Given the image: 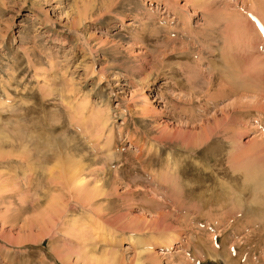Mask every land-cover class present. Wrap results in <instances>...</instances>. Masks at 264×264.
<instances>
[{"label": "rangeland", "instance_id": "1", "mask_svg": "<svg viewBox=\"0 0 264 264\" xmlns=\"http://www.w3.org/2000/svg\"><path fill=\"white\" fill-rule=\"evenodd\" d=\"M263 24L264 0H0V264H264V232L223 218L222 197L181 210L172 190L175 164L218 190L214 171L264 141L262 115L197 101L208 54L243 63ZM207 234L227 236L216 258L194 250Z\"/></svg>", "mask_w": 264, "mask_h": 264}, {"label": "bare ground", "instance_id": "2", "mask_svg": "<svg viewBox=\"0 0 264 264\" xmlns=\"http://www.w3.org/2000/svg\"><path fill=\"white\" fill-rule=\"evenodd\" d=\"M256 26H257V24H256ZM256 33L257 34H255V36H253V39H252V41L250 43V46L251 45H253V46H251V47L248 46V48L250 47L252 51L249 52L250 48L249 49L246 48L247 50H245V48L243 49V50L247 51V52L244 51L245 55H247L248 52H249V55H250L249 59L245 60L243 63L241 62V61H243V59H241L237 53L235 54L233 52V50L231 49V46L229 48L225 47L224 49H222L217 54H215L213 51H211L208 54L209 55L208 57L211 60L210 64L212 65V62H213L215 64V66H212V72H210V74H209L210 76L209 77L207 76L208 77V81H206L205 86H203L204 81H203V83L201 85L200 94H203V96H202V98L200 97L201 100H199V97L197 95V101L198 102L201 101L199 104H201L203 106H208L210 104H215V102L217 100H219V99H223V98L233 99V100H235L234 101L235 103L232 102L233 104H231V107H232V111L231 112H233L232 115L240 117V118L242 117V119H243V116H245L244 118H246L247 113L251 112L250 114H252V113L255 112L257 115L258 114L262 115V117L264 119V116H263L264 115V24H263V27L261 28V30L260 31H256ZM234 48H236V47H234ZM239 48H237V49H239ZM227 49H229L232 53L227 52V51H229ZM255 50H256V52H255ZM239 52L240 51L238 50V53ZM233 53H234L235 56L238 55V58L233 56ZM239 54L241 55L243 53L240 52ZM249 55H247V57ZM243 56H241V57L243 58ZM239 58H240V60H239ZM217 59H218V61H217V64H216L215 61ZM250 60H253V62L252 61L249 62ZM195 85H196V86H194L195 89H196V87L197 88L199 87V86H197V84H195ZM215 86L218 89L216 88L217 90L215 92L214 91L212 92V88H214ZM195 89L191 87L190 90H189L190 93L194 95V90ZM251 96H252V98H255V99L250 98ZM248 97L251 100L248 101ZM246 99H247L248 102H246V101L244 102V100H246ZM258 99H260V100H258ZM192 102H193V100H190V103H192ZM250 104L252 106H250ZM147 105H148V97L145 98V107ZM202 107H201V109H202ZM248 109H250L251 111L250 110H249L250 112L246 111ZM231 112H229V114H231ZM240 118H238V120ZM229 119H231V118H229ZM235 119H237V118H235ZM231 120H234V119H231ZM210 135L213 136L212 132L206 134L204 136V138L201 139V141H199V140H197V141L198 142H207L209 140V138H210ZM211 140H213V139H211ZM214 141H215V139H214ZM214 141H210L209 144H212V143L216 142V141L215 142ZM3 145H4V141L0 137V148ZM202 145H203V143H202ZM194 146H195V144L193 145V147ZM203 146H201L200 148H202ZM188 149L192 150L191 148H188ZM204 149H205V147H204ZM211 150L212 149H210V151ZM206 151H208V150H206ZM211 152H213V151H211ZM263 154H264V141H262L260 144L257 145V147L252 152V157L251 156L249 157L248 155L247 156H243L242 157L243 160L240 158L242 161L241 160H239V162L238 161L237 162L234 161V164L235 163H237V164H235V165L231 164V166L229 167L228 170L226 169V167H224V169L218 167L219 169H221V170H218V171H214V169H212L214 172H216L214 175L218 176L221 179H222V177H224V179L226 178V180H227V181L223 180L221 182L219 181L220 184L217 183V184H219V189L216 190V191L213 190L212 188H210V186L204 184L205 179H203L204 177L203 178L201 177V174H196L197 177H194V180H192L193 184H191V182H189L188 184L182 182V181H184L183 177H185L186 175H189L190 172L188 173L186 170H184L183 169L184 166H181V164H175L174 167H173L175 169L174 170L175 173L174 172H172V173H174L173 175H174V177H176L175 178L176 185H175V187L173 186L174 188H172V190L173 189L177 190V197H175V202H177V203L174 202L175 203L174 205H177L179 203L177 206L180 207L181 210H182L183 207L187 208L189 206L194 205L195 208L198 210L199 209L198 205H201V202L193 201V202H188V204H186V199L188 198L187 197L188 194H189V196H192V197L194 195V198H198V199H200L201 195H203V197L209 198L210 201L213 198L220 197V199H221V197H222L223 198V202L220 203V205L222 206V209L224 211V215H223L224 217L223 218H229V217H235L236 216L235 220H238L237 221V225H238V222H240V218L242 219V217H243V219L245 220L244 222L246 223V226L247 225L248 226L252 225L255 228V231L257 233L259 232L260 234H262L264 232V156L262 157ZM206 155L207 154H205V156ZM214 157H213V160L215 159ZM0 158H6V156H4L2 153H0ZM0 161L4 162L3 160H0ZM6 163L10 164V162H8V161ZM221 164H223V163H221ZM212 165H214V164H212ZM215 166H216V163H215L213 168H215ZM216 170H217V168H216ZM209 175L207 174V175H205V177H209ZM219 178H218V180H219ZM75 182L77 184H82L83 180L80 179L77 176ZM216 182H217V178H216ZM143 184H145V183H143ZM212 184H213V181H212ZM27 186H29V185H27ZM178 186H179V188H178ZM80 191H81L80 192L81 193L80 194L81 201L83 200L86 203L90 202L92 199H94V197L97 196V194H95L94 192H89V191H84V190H80ZM200 201H202V200H200ZM218 202H221V201H218ZM141 208H142V206H141ZM211 208H212V206H211ZM225 209H226V212H225ZM184 211L186 213L189 210L185 209ZM170 214L173 215L172 213H170ZM108 215H110V214H108ZM232 219H234V218H232ZM175 222L180 225V224H183V223L186 224L187 220H182L181 217L177 216V218L175 217L174 223ZM208 222H212V221H208ZM245 223H244V226H245ZM156 224H158L157 221H156ZM241 224H242V221H241L240 225ZM160 225H161V220H160ZM232 227H233V230H234V226L231 225L230 228H232ZM240 228H241V226H239L238 230H240ZM133 229L138 230V229H141V228L139 226H135V228H133ZM242 229H243V226H242ZM230 232H231V230H230ZM259 233H258V236H259ZM208 234L206 235L208 237L207 239H204L203 237H200L199 242L201 243V248H200V246H198L199 248L198 249H194V250H198L197 253L201 252L200 253L201 255H205V254L208 255L210 253H213L215 256H212V257L216 258L217 256H219V252H218L219 249L222 248L223 246H225V240H226L227 236L225 237V239H222L221 241H219L220 239L212 238L210 235L208 236ZM174 236L175 235H173V236H162L161 237V239L164 238L162 240L168 241L170 249H176V248H174V244L176 243L175 241L177 240V238L174 237ZM42 237H44V236H41L40 240H42ZM166 237H168V238H166ZM132 239H136V238L131 237V240H129L130 244L133 243V241H134ZM218 242H220L222 245H219ZM231 245H232V241L230 243V246ZM235 248L232 247V249H228V250H230V251L238 250V248L236 246H235ZM143 250L144 251H148L149 248L148 249L147 248H143ZM240 254H242V253H240ZM109 256H110L111 262L108 260V264H117V262H118L117 258H116L117 254L116 253H110ZM208 256H210V255H208ZM63 263H64V261L62 262V264Z\"/></svg>", "mask_w": 264, "mask_h": 264}]
</instances>
